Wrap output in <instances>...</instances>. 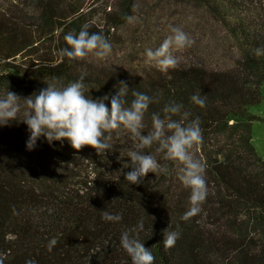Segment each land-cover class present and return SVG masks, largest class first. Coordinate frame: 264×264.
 <instances>
[{"label": "trees", "instance_id": "obj_1", "mask_svg": "<svg viewBox=\"0 0 264 264\" xmlns=\"http://www.w3.org/2000/svg\"><path fill=\"white\" fill-rule=\"evenodd\" d=\"M138 1L111 0L101 17L87 0H35L32 15L23 8H0V97L9 90L25 98L48 83L66 86L83 74L85 94L96 99L111 97L124 81L129 101L132 91L152 99L144 134L153 112L163 116L170 102L182 104L189 120L199 117L203 130V145L195 152L207 165L202 211L181 219L190 207V191L179 181L176 165L154 148L149 151L169 173H149L141 185H129L127 152L135 141L128 135L115 140L104 157L90 147L77 152L67 140L49 145L43 137L28 151L27 126L14 121L0 127L4 264L29 259L36 264H131L120 236L141 218L140 239L155 264H264V158L251 142L255 117L248 110L264 88V55L255 54L264 48V7L259 0H174L204 9L233 39L237 52L230 67L180 64L169 71V80L156 66L132 72L87 60L61 61L58 51L67 47L68 32L78 34L87 23L90 33L109 35L127 23L125 16H134ZM196 93L206 98L205 107L191 101ZM104 211L123 219L106 222ZM166 229L181 232L169 249L163 243ZM53 238L57 243L49 252Z\"/></svg>", "mask_w": 264, "mask_h": 264}, {"label": "clouds", "instance_id": "obj_2", "mask_svg": "<svg viewBox=\"0 0 264 264\" xmlns=\"http://www.w3.org/2000/svg\"><path fill=\"white\" fill-rule=\"evenodd\" d=\"M135 7V6H134ZM130 24L137 21L135 16H125ZM91 26L82 25L77 33L70 31L64 36L67 47L58 51L61 61H84L89 56L99 60H107L112 52V43L101 32H89ZM170 35L162 41L159 47L145 50L147 62L154 64L166 79L171 80L170 70L179 68L180 59L176 52L190 48L194 40L179 27L170 26ZM257 56L264 55V48L255 49ZM84 75L66 86L58 82L46 84V88L21 98L16 93L7 91L0 97V127L11 126L12 122H23L30 133L26 141V150L32 151L37 141L43 137L49 145L54 141L67 140L71 147L79 152L84 147L95 150L97 156H105L114 148L115 140L124 135L135 141L127 152L130 168L124 175L129 185H141L147 174L155 175L169 173L168 166L158 162L156 154H164V158L173 162L177 168V176L182 186L190 191V207L181 217L188 221L202 211V205L208 195L206 168L207 165L195 155L196 149L203 145V130L199 117L189 120L190 113L183 111V105L175 101L163 108V116L153 112L150 117V130L145 122L151 97L145 93L132 91L129 101V87L124 82L119 83L114 95H104L93 99L85 94ZM89 92V90H88ZM105 101H109L106 104ZM191 101L203 108L206 98L199 93L191 97ZM23 106V118L18 114ZM173 117H179L174 119ZM154 148L156 154L151 151ZM106 222L118 223L122 214L102 213ZM144 230L141 218L135 227L125 230L120 236V245L131 259V264H155V257L144 242L140 233ZM180 231L164 230L163 243L165 249L175 246L180 238ZM57 241L53 238L47 250L52 251ZM6 257L0 254V264ZM25 264H36L34 259Z\"/></svg>", "mask_w": 264, "mask_h": 264}, {"label": "rangeland", "instance_id": "obj_3", "mask_svg": "<svg viewBox=\"0 0 264 264\" xmlns=\"http://www.w3.org/2000/svg\"><path fill=\"white\" fill-rule=\"evenodd\" d=\"M95 7V14L102 16L106 3L111 0H87ZM35 0H0V8L12 6L14 11L23 8V13L32 15ZM264 7V0H259ZM135 23H126L111 29L106 35L112 43V52L107 60L89 56L86 60L98 67L125 68L141 72L154 67L144 55L148 48L160 46L170 35V26L183 29L194 40L193 45L175 55L180 64H201L216 67H230L236 58L233 39L222 29L209 13L200 7L178 3L174 0H139L134 10ZM105 28V27H104ZM105 32V31H104ZM107 33V32H106ZM255 119L252 121L251 142L257 153L264 158V88L258 103L248 108ZM236 117H231L235 120Z\"/></svg>", "mask_w": 264, "mask_h": 264}]
</instances>
